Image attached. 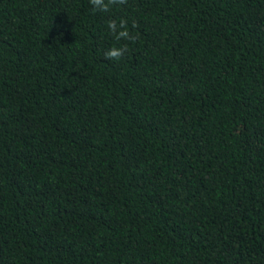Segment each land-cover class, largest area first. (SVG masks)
Instances as JSON below:
<instances>
[{"label": "trees", "instance_id": "1", "mask_svg": "<svg viewBox=\"0 0 264 264\" xmlns=\"http://www.w3.org/2000/svg\"><path fill=\"white\" fill-rule=\"evenodd\" d=\"M0 264H264V0H0Z\"/></svg>", "mask_w": 264, "mask_h": 264}, {"label": "clouds", "instance_id": "2", "mask_svg": "<svg viewBox=\"0 0 264 264\" xmlns=\"http://www.w3.org/2000/svg\"><path fill=\"white\" fill-rule=\"evenodd\" d=\"M127 3L128 0H90L93 10L100 13H108L110 12L112 6L126 5ZM107 29L117 41L131 40L134 42L136 39V37L130 34L126 20L121 19L119 22L116 20H109L107 23ZM127 51V46L120 48L113 47L106 53L105 58L118 61Z\"/></svg>", "mask_w": 264, "mask_h": 264}]
</instances>
